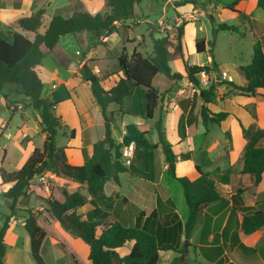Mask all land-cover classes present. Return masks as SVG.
Returning <instances> with one entry per match:
<instances>
[{"label": "trees", "instance_id": "obj_1", "mask_svg": "<svg viewBox=\"0 0 264 264\" xmlns=\"http://www.w3.org/2000/svg\"><path fill=\"white\" fill-rule=\"evenodd\" d=\"M142 0H105L110 13L92 15L87 12H74L69 17L54 14L47 24L44 23L46 7L49 0H33L29 16L17 19L7 30L0 33V94L4 86L18 85L19 94L29 100V107L40 112L41 133L45 136L41 148H35L29 158L14 172H7L0 166V187H7L4 198L10 201V214L5 217L0 227V264L5 263L6 234L12 219L16 218L18 201L28 196L31 182L34 178L51 172L55 176H62L77 182L81 188L73 193L62 190L63 201L47 199L45 211L52 219L59 223L60 227L75 239L82 240L89 247L88 260L92 264H158L159 253L162 251H177L171 245L160 246L154 235L142 229L129 225V218L125 211L127 200L119 195L107 197L104 192L106 183H119L121 173H129L132 176L147 179L157 184L161 190L159 174L154 175V170L159 171L158 154L159 148L168 165V175L175 179L182 187L185 203L188 208V217L184 224L185 239L190 234L203 214L205 207L213 202L221 200L216 187V180L211 174L203 173L196 166L197 178L190 180L187 177H177L175 163L177 156L168 145L162 131L161 118L155 124L158 135V143L152 144L147 137L149 131L145 125H128L125 127V135L121 143H117L112 137L111 127L116 122L114 114H129L123 109V101L134 94L144 99V120H151L158 103L162 97L153 86V79L162 74L168 79L178 82L183 76L172 73L169 63L181 59L184 65L185 75L190 81L201 73L212 72L208 65H188L184 62L181 39L184 35L186 22L175 28V43L168 36L153 39V55L144 57L140 52L133 51L127 55L126 48L122 44L120 55L117 59L119 74L114 86L105 89L102 79L93 73L87 66L81 69L83 81L88 83L96 104L100 107L104 120L105 133L101 141L93 145V154L87 157L84 154L82 166H72L68 163L64 147L55 144V138L61 131L68 129L63 126L60 118L52 111L54 103L43 97V84L40 79V67L44 54L42 47L52 51L62 37L75 36L83 32L96 34L105 33V37L113 33L119 34L120 29L126 28L127 22L133 19L134 6ZM3 0H0V5ZM13 7L19 9L21 0H13ZM196 5L193 0H183L175 3V7ZM229 6L228 9L234 11ZM257 7L264 10V0H257ZM239 14V12H237ZM43 28L41 32L40 29ZM221 31L237 32L238 28L221 23L218 27ZM32 37V38H30ZM124 43V42H123ZM171 48L173 51L171 52ZM197 54L206 51L204 40H198L195 44ZM246 83L237 86L232 82L227 85L238 91L241 97L254 98L258 91H264V38L253 46V55L248 66L241 68ZM212 88L200 90L192 100H188L187 127L179 124L181 139L187 135H194L196 131L197 116L193 115L196 99L202 101L199 117L206 132L210 125L220 127L228 116V112H213L208 108L211 103ZM110 105H116V112L109 111ZM244 110L256 121V104L245 105ZM243 135L247 140L242 154V175L252 179L249 188L238 189L231 197L232 209L241 213L239 230L248 236L256 232L264 233V210H248L245 212L242 194L254 189L261 181L264 174V129L244 128L241 125ZM69 138H74L71 130ZM29 138L24 137L23 141ZM134 144L133 158L130 166H124L121 159V151L129 144ZM184 160L188 155L181 156ZM218 170L215 171L217 173ZM164 198L174 209L173 203L164 193ZM87 204L93 206V210L87 214V219L82 221L77 210ZM27 211L23 228L29 237L30 255L35 264H47L41 255L42 245L46 238V231L38 225L37 217L41 211L35 214ZM173 211V210H172ZM151 217H154L151 214ZM134 242L131 251L119 257L116 250L123 248L125 244ZM58 264H80L73 253L65 254L58 260ZM173 264V263H172Z\"/></svg>", "mask_w": 264, "mask_h": 264}, {"label": "crops", "instance_id": "obj_2", "mask_svg": "<svg viewBox=\"0 0 264 264\" xmlns=\"http://www.w3.org/2000/svg\"><path fill=\"white\" fill-rule=\"evenodd\" d=\"M12 1L13 0H3L0 5L1 25L11 24L19 18L29 16L31 13L33 0H21L19 9L13 7ZM52 1L53 0H49V2ZM168 3L170 2H167L166 5H168ZM234 5V10L236 12L230 11L231 13L242 15L243 11H245L248 6L250 8L249 11L252 13L255 9L251 7L253 5L254 7L257 6V0H252L251 4H247L246 0H238ZM222 6V11H229L230 9L228 10L227 8L231 5L222 4ZM196 11L197 10L190 5L175 9V12L181 15L186 13L191 15L192 12ZM237 12H239V14ZM75 37H81V34H76ZM63 38L64 37L60 39L59 43ZM103 39V43H107L108 39H112L116 46L120 43V38L116 35H110ZM59 43L50 52L57 63V67L46 70L44 76L42 75V64L40 67L43 96L45 99L55 104L52 109L54 115L60 118L63 126L68 128L65 133L63 131L60 133L64 141L62 146L58 147L66 148L65 153L70 165L82 166L84 164V154L87 157H91L93 154V145L104 138L105 126L101 109L96 104L90 85L83 81L81 77V69L83 66H87L93 73L102 79V85L105 89L111 88L118 80L119 67L117 59L120 55L121 48L118 47V54L113 57V64L115 65V69L117 64V69L115 73H112L108 65L102 68L100 67V64L106 60L107 57H99L96 53V46L93 45L84 53L79 54L77 51L81 59L75 63L70 60L66 51L60 48ZM98 45L100 44L98 43ZM134 50L140 52L137 48H133L129 55H131ZM107 53L109 54V52ZM114 75H116V79L112 77ZM156 78L157 76L153 79V84ZM44 88H46V91H44ZM203 89L206 88L200 84V90ZM200 90L193 89L191 97L183 98L178 101V103H169L166 100L163 105L160 99L151 120L143 119L144 99L134 94L131 97L125 98L123 101V109L131 113H119L118 116L116 113L114 114L116 119L114 125L117 123L120 125V134L114 135V125L111 127L112 137L117 143H121L125 135L126 126L145 125L149 131L148 135H151L155 139L152 144H157L158 136L155 130V124L160 119L162 107L164 108L161 117L164 138L166 143L171 146L173 153L177 156L175 163L176 176L195 180L198 176L195 167L198 166L203 173L211 174L215 178L216 187L222 199L205 207L189 239L186 240L184 235V224L188 217V210L185 215H179L177 213V206L172 197H170V194H167L166 191V195L173 203L174 209L163 195L161 196L162 207L160 208L157 203V193L153 181L132 176L129 173H121L119 175L118 184L114 182L106 183L104 188L105 195L107 197L119 195L121 198L127 200L125 211L128 215L130 226L142 229L154 235L160 246L171 245L177 248V251L160 252L158 264H264V233L256 232L248 236L241 233L239 227L241 223V213H244V211H235L232 209V204L230 202V197L238 189L249 188L252 185V179L247 175L241 174L243 168L242 154L247 144L241 125L246 129L253 127L264 129V109L260 110L257 107V119L255 121L244 110L243 107L245 105L238 106L235 115H229L227 118V120H233L230 127H227V120L222 123L220 127L216 126L220 129L222 128V130L228 128L227 130L231 131V149L228 150L225 144L221 147V154H217L216 157H211V160H209V156L207 155L209 152L206 149V151L200 152L199 161H196L195 154L197 150H199V147L194 144L195 140L200 136L203 137V141H205L206 138L208 139L211 134V126H214L210 125L207 132L203 127L199 112H196L198 101H200L199 98L196 99V105L193 110V115L197 116L195 134L192 136L186 134L185 138L181 139L178 128L179 124H182L186 129V119L191 107L189 105L186 111L184 108L188 105L187 101L189 99L192 100L195 95H199ZM246 99L249 100V98ZM250 99L252 102L254 101L253 103H255L256 106L261 102L255 99V97ZM117 110L118 107L116 105L109 106V111L116 112ZM219 111L221 110L215 112ZM156 113L157 119H155ZM125 117H131L133 120H126ZM151 122L153 123V128L150 124ZM166 123L168 128L166 127ZM71 130L74 131V138L72 139L69 138ZM168 134H171L172 141ZM43 142L44 139L42 145ZM42 145L39 147L30 145L25 150H22L24 157L18 169H20L29 158L32 151L35 148H41ZM182 155H188V159L184 160L181 157ZM221 162L225 163L223 167L220 166ZM158 163L160 166L159 171L154 170V175L159 174V181L162 185L164 175H168V165L165 163L161 148H159ZM205 167L208 168L204 169ZM216 170H218L217 173H215ZM46 177L54 179L57 187L54 189H50L48 186L39 187V181H42ZM60 179L62 182H59ZM39 181L37 178L32 180V183H35V185L31 186L32 191L28 194L26 204L22 203L23 199H21L18 201L17 206L21 209L28 207L36 211H43V215L37 217V223L46 231V238L50 236L49 238L51 239L53 235L60 237V239L65 240L69 249L76 253L74 248H77L76 246L78 245L67 236L69 234L60 227L59 223L50 217L47 211H45V208H47V199L63 201L61 194L62 190L73 193L80 189L81 186L77 182L66 177L58 179L50 172L46 174L44 178H40ZM70 183L72 184L71 186H69ZM146 199L149 200L150 205L143 203ZM242 201L245 212L250 209L264 210V174L256 188L242 194ZM171 208L173 211H170ZM92 210L93 206L87 204L79 208L77 214L80 216V219L84 221L87 219V214ZM151 214H153L154 217H151ZM41 218L52 227L53 233L50 232L51 229L49 230L47 227L40 224ZM77 240L81 241L86 247L83 249L85 255L84 260H80L76 253V257L80 264H92L88 260L89 247L82 240ZM185 242H187V247H185ZM133 245L134 242H129L125 244L123 248L117 249L115 252L119 257H123L131 251ZM43 250L44 243L41 252H43Z\"/></svg>", "mask_w": 264, "mask_h": 264}, {"label": "rangeland", "instance_id": "obj_3", "mask_svg": "<svg viewBox=\"0 0 264 264\" xmlns=\"http://www.w3.org/2000/svg\"><path fill=\"white\" fill-rule=\"evenodd\" d=\"M179 1L183 0H142L140 4L135 5L133 19L127 22L126 28L124 30L120 29L119 34H112L120 38L118 46L113 43L112 39H108L107 43H103L102 41H104L103 38L105 37L104 32L96 34L83 32L80 33L81 37L72 35L64 37L59 43L60 48L66 51L72 62L77 63L81 59L79 54L86 52L88 48L94 45L97 47L96 53L99 57H107L100 64V67L102 68L108 65L111 72L115 73L117 64L115 69L113 57L118 54V47L121 48L122 44L126 48L127 55L131 53L133 48H137L144 57H151L153 55L152 40L168 36L174 44L176 35L175 28L179 27L182 22H186L187 25L181 39L184 62L189 65H208L212 67V72L199 74L193 78V81H190L185 75L184 65L181 59L170 62L169 66L172 73L179 74L183 78L181 81L174 82L162 74L157 75L153 86L162 95V104L164 105L166 100L169 103H178L183 98L191 97L193 89L200 90L201 84L206 90L209 88L213 89L211 103L208 105L211 111L221 110L228 112L230 115H235L238 106L252 104L254 101L252 102L250 98L248 100L241 97L238 91L229 87L227 83L233 82L237 86H242L246 83L241 68L250 64L254 44L264 38V10L253 5L251 8L255 9L254 12L251 13L248 6L242 15H237L231 13V10L228 8L229 11H222V4H230L232 6L238 0H193L196 2V5L190 6H193L197 11L192 12L191 15L188 13L181 15L176 13V7H173ZM167 2L170 3L166 5ZM251 2L252 0H246L247 4H251ZM49 3L45 11V25L54 14L69 17L74 12L79 11L92 15H106L110 13V9L107 7L105 0H53ZM221 23L232 25L238 28V31L218 30ZM11 24H0V33L2 35L6 34ZM40 31L42 32L43 28ZM198 40H204L206 45V51L202 54H197L195 51V44ZM41 50L44 54L42 59V75L44 76L45 71L57 67V63L52 57L51 51H48L44 47ZM77 51L79 54H77ZM170 51L172 52L173 48ZM223 71L228 72L231 81L222 77L221 73ZM112 77L117 78L116 75ZM44 91H46V88H44ZM3 93L5 97L0 94V166L2 165L7 172L11 173L17 171L19 168L24 157L22 150H25L30 145L41 146L45 136L41 133L40 112H36L29 107V100H26L19 94V86L12 84L6 85L4 86ZM258 94L255 99L261 102L256 106V109L258 107L261 110L264 109V91H258ZM200 105H202L201 100L197 104V113L199 112ZM163 111L164 108L161 107L160 118L162 117ZM125 118L129 121L133 120L131 117ZM155 119H157V113ZM232 122V119L227 120V127H230ZM150 124L153 128V123L151 122ZM166 127L168 128L167 123ZM227 129L222 130V128L220 129L214 125L211 126V134L208 139L206 138L203 141L202 136L197 137L194 144L199 147V150L195 154V160L199 161L200 152L206 151V149L210 153H207L209 160H211V157H216L217 154L220 155L221 147L225 144L228 150H230L232 133ZM113 130L114 135H119L121 132L120 125L118 123L115 124ZM60 135L55 138V144L57 146H62L64 141ZM168 135L172 141L171 134ZM26 136L29 139L23 141ZM147 139L150 143L155 140L151 135H148ZM224 165V162L220 163L221 167ZM207 168L205 167L204 169ZM49 172H46L41 177H37L38 181L40 178H44ZM55 177L58 179L63 178L62 176ZM59 182H62L61 179ZM38 184L39 187L48 186L50 189L57 187L55 180L48 177L39 181ZM158 184L161 190L154 183L159 207H162L161 196L167 192L177 206V213L179 215H185L188 209L181 185L169 175H164L162 185L160 181ZM32 185H35V183L31 182L28 194L32 191ZM71 185L70 183L69 186ZM6 190L7 187H0V227L5 217L10 214V201L4 198ZM27 198L28 196L23 199L22 203L26 204ZM143 203L149 204V200L146 199ZM28 210H32L31 212L33 214L36 212V210L28 207L24 209L18 207L16 218L11 220L5 236L7 243L4 264H35L30 255L29 237L23 228L24 220L28 216ZM170 211H172V208ZM43 213L41 211V215ZM40 224L49 230L51 229L50 232L53 233L52 227L44 219H40ZM67 236L78 245L74 250L78 258L84 260L85 255L83 249L86 248L85 245L81 241L73 239L69 235ZM49 237L45 239L44 250L41 252L47 264H58V260L65 254L73 253L76 256V253L69 249L65 240L55 235L51 239Z\"/></svg>", "mask_w": 264, "mask_h": 264}, {"label": "built area", "instance_id": "obj_4", "mask_svg": "<svg viewBox=\"0 0 264 264\" xmlns=\"http://www.w3.org/2000/svg\"><path fill=\"white\" fill-rule=\"evenodd\" d=\"M201 74H204V72ZM221 75L224 79L231 81V78L229 77L228 72L223 71L221 73ZM133 151H134V144L133 143L129 144L128 146H126L122 149L121 159H122L124 166H126V167L130 166V164L132 162V158H133Z\"/></svg>", "mask_w": 264, "mask_h": 264}, {"label": "water", "instance_id": "obj_5", "mask_svg": "<svg viewBox=\"0 0 264 264\" xmlns=\"http://www.w3.org/2000/svg\"><path fill=\"white\" fill-rule=\"evenodd\" d=\"M185 247H187V242H185Z\"/></svg>", "mask_w": 264, "mask_h": 264}]
</instances>
